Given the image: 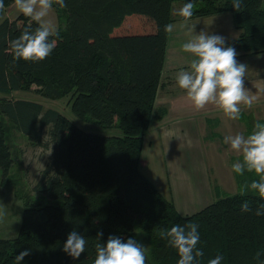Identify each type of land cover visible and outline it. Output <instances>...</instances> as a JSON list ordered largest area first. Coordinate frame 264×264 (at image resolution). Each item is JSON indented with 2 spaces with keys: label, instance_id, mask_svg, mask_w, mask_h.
Wrapping results in <instances>:
<instances>
[{
  "label": "trees",
  "instance_id": "16d2710c",
  "mask_svg": "<svg viewBox=\"0 0 264 264\" xmlns=\"http://www.w3.org/2000/svg\"><path fill=\"white\" fill-rule=\"evenodd\" d=\"M64 28L57 45L42 62L13 63L9 42L30 24L19 14L3 17L14 0H4L0 12V114L36 145L49 126L50 162L41 170L32 191L47 202L16 196L23 201L19 230L0 238V264H15L21 251L30 250L20 264H93L99 242L109 236L134 238L146 248V264H177L178 255L159 237L161 229L177 224L199 225L200 264L217 254L221 264H259L264 251V217L241 213L240 193L217 200L190 215H180L140 169L143 136L161 86L172 4L189 0H65ZM194 16L230 13L238 37L227 42L243 55L264 54V0H191ZM34 28L36 25L31 24ZM35 88V89H33ZM34 91L49 99L69 97L71 111L80 120L119 135L106 136L80 129L69 119L37 102L11 100L14 91ZM249 120V119H248ZM250 121V120H249ZM247 121V123L249 122ZM249 132L256 122L253 121ZM14 158L7 129L0 120V170L5 178ZM240 187L245 177L234 173ZM75 230L88 241L80 258L63 252ZM264 259V257H262Z\"/></svg>",
  "mask_w": 264,
  "mask_h": 264
},
{
  "label": "clouds",
  "instance_id": "9594fccd",
  "mask_svg": "<svg viewBox=\"0 0 264 264\" xmlns=\"http://www.w3.org/2000/svg\"><path fill=\"white\" fill-rule=\"evenodd\" d=\"M242 0H232V8L239 10ZM15 8L23 16L30 19L18 38L9 42L8 51L12 54L13 63L18 61L42 62L49 57L57 45L58 36L55 26L49 19L54 6L66 7L65 0H14ZM4 0H0V12L4 10ZM194 4L184 3L173 15L179 17V27L187 29L192 34L191 39L183 43L182 51L190 54L191 59L187 70H181L176 75V84L183 90L185 98L195 111H201L206 106H213L223 117L230 121L241 118V105L251 108L256 97L250 94L244 86L247 66L237 61L234 47L225 46L223 36L209 35L205 31L194 34L195 24L191 23L194 16ZM36 26L33 28L31 24ZM176 24L168 23L164 32H173ZM222 143L228 145V150L238 153L239 158L232 164L231 170L238 176L246 174L254 178H245L240 185V195L254 198L245 199L240 205L241 213H253L256 217H264V123L256 122L248 135L237 133L226 135ZM4 216L0 212V219ZM199 225L187 223L177 224L170 229H161L159 237L166 241L167 246L178 255L177 264H200L204 252L198 247L200 242ZM102 232L97 234L95 244V259L93 264H146V248L143 243L134 238L127 241L116 236H109L106 244L99 242ZM88 241L75 230L67 236L63 252L73 260L80 258L85 252ZM30 250H24L15 257V264H20ZM264 251H257L254 259L264 264ZM224 257L217 254L208 260L207 264H221Z\"/></svg>",
  "mask_w": 264,
  "mask_h": 264
},
{
  "label": "rangeland",
  "instance_id": "374dc122",
  "mask_svg": "<svg viewBox=\"0 0 264 264\" xmlns=\"http://www.w3.org/2000/svg\"><path fill=\"white\" fill-rule=\"evenodd\" d=\"M182 5L181 2H173L172 4L174 22L172 21L171 23L176 24L177 27L174 28L172 33L167 35L169 51L166 56V66L170 63V60L176 61V44L181 43L176 38L182 28L178 24L179 17L174 16L173 11L179 9ZM19 14L21 13L17 11L13 3L5 9L1 20L5 17L9 20H14ZM49 19L56 30L64 28L66 16L61 9L59 10L54 7ZM201 20H205L208 25L213 20H222L224 21V27L226 29L230 28V32L225 31V33L229 34V40L238 37L239 32L234 28L230 13L192 18L191 22H197L194 23L196 27L199 25L198 21ZM187 55L190 54H181V57L184 58L185 62H190L191 57ZM248 58V69H261V73L264 74V54ZM247 73H249V76L252 75L249 70ZM0 97L2 96L0 95ZM7 98L37 102L45 110L52 109L59 112L80 129L87 132L106 136L120 134L118 130L101 128L96 124L86 123L78 119L71 111L70 104H68L69 97L53 100L44 98L34 91L18 90L12 92ZM214 118L210 119L211 121L209 119L207 121L197 120L195 124L193 120H190V123L174 124L173 128L176 132H172L170 136L158 133L157 129H153L154 120L151 121L149 130L143 136L141 161L145 165L142 167V171L149 176L152 172L155 178L154 182H156L155 184L153 183L155 188L166 198L170 199L168 193L169 181L167 180L168 171L166 169L168 163L180 169V173L177 174V183L179 185L173 183V186L176 189V185H178L177 200L181 202L188 199L196 204L202 203V206L205 207L214 200H217V196L225 197L240 193V187H238L234 173L231 170V166L239 158V154L229 151L228 145H224L222 141L226 135H235L237 133L248 135L251 125L236 130L232 122L228 120L226 125L224 124L225 121L222 124V128H225L222 131L221 123L218 124L217 122L219 119L214 120ZM0 120L3 121L7 129V140L14 158L13 165L5 178L0 170V212L4 213L3 218L0 219V238H13L19 230L23 210V201L18 197L21 195L22 198L28 197L34 201H48L33 192L32 188L39 179L41 170L50 162L52 143L48 135L49 126L42 129V144L36 145L19 132L8 118L0 114ZM248 123L252 124L254 122L249 121ZM186 126H194L192 134L195 138H198V149L192 146V134H187L191 132L185 130ZM156 177L160 179L161 183L156 181ZM181 183H185V187L183 185L181 187ZM16 192L18 197L16 196ZM203 207L190 208L186 210V213H196Z\"/></svg>",
  "mask_w": 264,
  "mask_h": 264
},
{
  "label": "crops",
  "instance_id": "0c3cea01",
  "mask_svg": "<svg viewBox=\"0 0 264 264\" xmlns=\"http://www.w3.org/2000/svg\"><path fill=\"white\" fill-rule=\"evenodd\" d=\"M225 14V13H224ZM222 15V14H219ZM180 19V18H179ZM174 22V20H173ZM191 23H197V22H191ZM199 25L194 28V33L199 34L201 31L207 32L209 35L215 34V35H220L225 38L226 45L227 42H229V34L225 33V31L230 32V28L226 29L224 27V21L222 20H213L210 22V25L206 23L205 20L198 21ZM199 28V29H198ZM177 36V34H176ZM192 34L187 31V29L182 28L178 32V39L181 43L176 44L175 48V56H176V61L170 60V63L166 66V56L169 51V46H168V41H167V50H166V55H165V60L163 64V73L161 76V86L159 87L156 95V100H155V106L153 110V114L151 117V121L154 120V126L153 129H157L158 133L160 134H166L169 135L172 132H176V130L173 128L174 124L178 123H190V120L194 121V124L197 122V120H203L211 121L210 119L214 118V120H217L218 124L221 123V130L223 131L225 128L223 127V123L225 121H228L225 117L220 116V112L217 111L213 106L209 105L206 106L205 109L201 111H195L193 107L191 106V103L186 100L185 98V93L183 90L179 89V87L176 84V76L172 79L174 75H177V73L181 70H187L189 67V61L185 62L184 58L181 57L182 55H186L181 49L183 43L187 42L189 39H191ZM237 53V61L239 63H243L247 66L248 69V64H249V58L248 57H256L259 55H243L242 52H236ZM191 57L190 55H187ZM166 66V67H165ZM249 72L252 73L251 76H249ZM245 75L244 79V86L245 88L250 91V94L255 95L256 101L253 104L251 108H245L243 105H241V118L237 121H230L232 124L235 126L236 130L243 129L244 127L248 126L247 120L249 119L250 121H264V74L261 73V69L257 68H252L248 69ZM173 80V81H172ZM198 117V118H196ZM212 117V118H211ZM224 119V120H223ZM246 120V121H244ZM150 121V125H151ZM149 125V128H150ZM148 128V130H149ZM147 130V131H148ZM186 131H190L191 133L187 134H192L194 130V126H186L185 127ZM147 133V132H146ZM180 136V134H178ZM198 138H195L192 134L191 137V142L192 146L195 148H199V143L197 142ZM145 163L140 161V169L142 171V167H144ZM167 169V180L169 181V189L168 193L170 195V199L173 200V203L175 205V208L177 212L180 215H190L186 213V210L192 208L195 209L196 207H203L202 203L201 204H196L192 201H189L188 199L186 201L181 202L180 200H177V186L179 185L178 182V176L177 174L180 173V169L177 168V166H173V164L168 163L166 165ZM143 172V171H142ZM143 174L152 182L156 183L155 178L151 172L150 176L146 173L143 172ZM154 179H152L151 178ZM156 181L160 182V179L156 177ZM173 183H177L176 189L175 186H173ZM175 185V184H174ZM185 187V183H181ZM202 208H200L201 210ZM193 213V212H192Z\"/></svg>",
  "mask_w": 264,
  "mask_h": 264
}]
</instances>
